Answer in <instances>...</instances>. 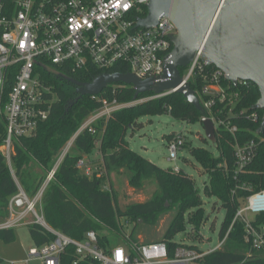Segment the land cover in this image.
<instances>
[{
	"label": "trees",
	"instance_id": "1",
	"mask_svg": "<svg viewBox=\"0 0 264 264\" xmlns=\"http://www.w3.org/2000/svg\"><path fill=\"white\" fill-rule=\"evenodd\" d=\"M183 69L180 68L181 72ZM107 71L128 72L129 69L117 65ZM102 72L103 70L91 67L77 72L60 69V72L55 74L43 73L45 82L53 88V92L48 95L49 98H53L51 113L48 119L38 125L33 135L16 139L12 153L15 175L30 195L37 191L64 145L90 113L99 106V97L117 98L120 102L133 100L135 89L123 83L106 86L99 97L81 96L76 92L79 85L92 81ZM197 80H199L198 74L190 83L191 88L196 92L200 86ZM232 90L240 93L234 113L243 110L245 114L232 116L228 108L222 113H217L224 107V104L220 103L215 108V112L217 117L229 119L231 125L238 127L235 136L221 127L217 129L215 142L217 155L203 147L190 148L192 155L209 175L204 192L208 196L217 197L226 210L220 238L223 240L227 233L228 236L221 248L204 255L200 262L202 264H264V248H255L246 241V224L241 219H236L243 201L251 194L264 190V141L260 142L256 134L264 110L253 109V105L260 98L259 89L254 83L248 86L240 85ZM151 93L152 91H149L139 97ZM255 111L260 115L258 122L247 117ZM164 113L194 123L202 121L205 115L204 110H197L181 93L173 92L161 98L115 111L108 120L97 124L96 134L89 131L82 133L45 191L43 209L47 223L76 240H83L88 231L94 230L99 235L100 245L110 250L112 244L117 246L127 242L122 228L125 221H134L137 224L142 219L144 223L155 225L160 215L175 207L176 214L160 241L167 242L171 254L178 246L186 245L175 241V236L186 231L187 225H190L191 229L194 227L199 230L206 217L200 191L193 178L183 169L175 171L173 168L158 166L131 149L127 140L129 129L141 126L138 121L142 116ZM99 135H102L99 148L104 157L106 170L108 172L124 170L135 186H140L146 181H154L157 184V192L152 199L131 203L121 209L118 207L117 192H114L111 186L109 189L106 188L107 175L98 177L95 173L90 177L82 172L78 161L83 154H91L94 151ZM5 136L6 120L0 113V145ZM261 136H264V132ZM252 139L257 142L254 155L245 169L237 174L236 140L243 144ZM74 151L79 152L76 154ZM35 165L43 172H36ZM239 186L249 188L244 189ZM17 192L18 187L6 157L0 151V220L8 215L9 201ZM251 223L257 228L263 226L264 210L256 213ZM28 229L37 246L53 239V235L38 223L29 224ZM14 230H1L0 237L6 242H12L16 238ZM130 238L134 240L133 234ZM61 264H99V262L91 257L81 259L76 253L75 246L70 245L61 256Z\"/></svg>",
	"mask_w": 264,
	"mask_h": 264
},
{
	"label": "built area",
	"instance_id": "2",
	"mask_svg": "<svg viewBox=\"0 0 264 264\" xmlns=\"http://www.w3.org/2000/svg\"><path fill=\"white\" fill-rule=\"evenodd\" d=\"M149 3L150 0H0V113L6 120V136L0 151L6 157L18 187V192L9 201L8 215L0 220V231L38 223L53 235L50 242L30 248L26 264L33 259L40 260L42 264H61V256L70 245L75 246L81 259L91 257L99 264H202L200 259L221 248L228 236L227 233L214 248L203 250L180 245L171 254L167 242H136L123 229L127 242L106 250L100 245L96 231L90 230L83 240H76L50 226L44 217L45 191L82 133L89 131L96 134L97 124L108 120L115 111L161 98L176 92V89L160 94L152 92L125 102L97 95L99 106L61 149L53 167L33 195L24 189L15 175L12 153L16 139L33 135L38 125L49 118L52 110L53 98L48 95L53 88L45 82L43 73L55 74L60 69L77 72L91 67L108 72L121 65L141 79H162L165 72L167 78L171 76L167 62L173 49L171 37L177 34V28L164 14L156 25H138L139 19L147 16ZM184 68L186 71L181 72L183 84L190 85L195 75H199L197 83L200 86L198 92H194L205 111L204 117L213 120L216 130L221 127L235 136L238 127L231 125L229 119L217 117L215 108L220 103L224 107L217 113L228 108L232 116L244 115L243 110L234 113L240 93L232 88L248 86L253 82L228 80L224 71L203 62L201 50ZM247 117L254 122L260 119L257 111ZM256 134L263 142L262 132L258 129ZM101 143L102 135H99L96 145ZM185 143V138L174 135L168 144V160L175 161ZM256 143L254 139L243 144L236 140L237 174L251 161ZM78 166L90 177L95 173L98 177L103 175H99L97 167L94 169L92 162L85 157L79 159ZM173 169L179 171L181 168L176 166ZM106 188L110 187L106 185ZM245 203L246 206L238 210L236 219L246 224V241L255 248H264V225L260 228L253 226L246 214L248 211L256 214L264 210V190L248 196Z\"/></svg>",
	"mask_w": 264,
	"mask_h": 264
},
{
	"label": "water",
	"instance_id": "3",
	"mask_svg": "<svg viewBox=\"0 0 264 264\" xmlns=\"http://www.w3.org/2000/svg\"><path fill=\"white\" fill-rule=\"evenodd\" d=\"M176 25L171 37L173 49L163 78L141 79L131 72H103L92 81L81 84L76 92L97 96L106 86L123 83L135 89L134 99L152 91L160 94L176 89L187 102L203 111L200 100L188 83H182L180 68L187 67L201 50L203 62L224 71L227 79L253 82L260 98L253 109L264 110V0H150L148 13L138 25L153 26L161 15ZM206 137L216 142V126L204 117ZM264 131V116L259 132Z\"/></svg>",
	"mask_w": 264,
	"mask_h": 264
},
{
	"label": "rangeland",
	"instance_id": "4",
	"mask_svg": "<svg viewBox=\"0 0 264 264\" xmlns=\"http://www.w3.org/2000/svg\"><path fill=\"white\" fill-rule=\"evenodd\" d=\"M184 71H186L185 68ZM138 122L141 126L129 129L127 133V140L131 149L162 168L179 166L193 178L196 187L200 191L205 210V220L199 230L194 227L191 229V226L187 225V230L178 233L174 238L175 241L185 243L186 246L195 245L203 250L218 246L221 242L220 230L226 210L217 197L208 196L204 192V186L208 182L209 175L190 152V148L193 146L203 147L216 155L218 154L215 143L206 137L202 121L195 123L183 121L172 117L169 113H164L142 116ZM174 135L185 138L186 144L178 151V158L175 161H170L168 160V144ZM99 147L96 146L91 154H83V157L92 162L94 169L97 167L96 170H98L99 175H107V185L111 186L114 192H117L118 207L124 209L128 204L144 202L154 197L157 192V184L154 181H146L140 186H135L130 182L129 175L124 170L108 172ZM78 152L74 151L76 154ZM100 167L102 168L100 169ZM34 170L38 173L43 172L37 165H35ZM246 203L243 201L242 206H246ZM176 211V208L173 207L164 212L155 225L144 223L140 219L137 224L134 221H125L122 228L128 235L133 234V239L136 242L160 240L174 218ZM246 214L250 220L255 216L251 211ZM189 230L190 233L188 234ZM14 232L16 238L12 242H6L0 237V264H12V262L26 264L24 261L28 258L29 250L35 246L28 225L20 226ZM113 247L114 244L110 246V249ZM28 264H42V262L33 259Z\"/></svg>",
	"mask_w": 264,
	"mask_h": 264
},
{
	"label": "crops",
	"instance_id": "5",
	"mask_svg": "<svg viewBox=\"0 0 264 264\" xmlns=\"http://www.w3.org/2000/svg\"><path fill=\"white\" fill-rule=\"evenodd\" d=\"M25 262V261H24ZM12 264H15V262H12Z\"/></svg>",
	"mask_w": 264,
	"mask_h": 264
},
{
	"label": "bare ground",
	"instance_id": "6",
	"mask_svg": "<svg viewBox=\"0 0 264 264\" xmlns=\"http://www.w3.org/2000/svg\"><path fill=\"white\" fill-rule=\"evenodd\" d=\"M264 204V203H263ZM260 205V204H259ZM261 205H262V203H261Z\"/></svg>",
	"mask_w": 264,
	"mask_h": 264
}]
</instances>
